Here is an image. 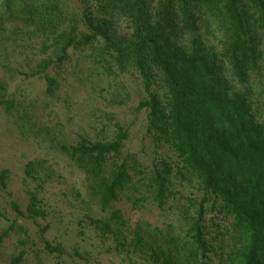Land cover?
Returning a JSON list of instances; mask_svg holds the SVG:
<instances>
[{"label":"trees","instance_id":"trees-1","mask_svg":"<svg viewBox=\"0 0 264 264\" xmlns=\"http://www.w3.org/2000/svg\"><path fill=\"white\" fill-rule=\"evenodd\" d=\"M82 2L88 32L80 35L63 29L66 15L59 2L4 0L3 8L32 27V34L55 35L59 62L72 47L102 41L103 60L110 58L120 72L134 70L143 79L147 98L137 110L148 111L149 133L178 159L175 166L155 164L147 189L159 209L173 196L174 178L195 184L202 199L189 200L183 236L144 224V231H134L135 250L152 264H196L212 250L205 217L216 213L230 221L225 264H264V0ZM118 19L128 24L126 36L113 31ZM202 35L220 48L207 49ZM157 77L162 96L152 91ZM115 129L109 142L82 140L62 147L86 174L103 210L132 185L130 171L141 174L134 161L108 166L128 138L123 127ZM118 219L114 213L109 220L90 222L123 247L114 228ZM46 249L60 253L48 244Z\"/></svg>","mask_w":264,"mask_h":264},{"label":"rangeland","instance_id":"rangeland-1","mask_svg":"<svg viewBox=\"0 0 264 264\" xmlns=\"http://www.w3.org/2000/svg\"><path fill=\"white\" fill-rule=\"evenodd\" d=\"M46 1L62 5L63 29L88 32L82 0ZM3 5L0 0V264H152L133 247L135 229L144 231L147 224L183 236L189 200L199 202L202 195L195 184L174 178L173 196L163 209L151 197L146 184L154 165L175 166L178 159L149 133L148 111L137 110L147 98L143 79L134 70L120 72L110 58L103 60L102 41L72 47L59 62L56 36L32 34L33 28ZM113 31L126 36L127 22L118 19ZM202 42L207 49L220 48L209 36L202 35ZM152 91L163 95L160 78ZM116 125L127 130L128 138L108 166L134 161L141 174L130 171L132 185L103 210L86 174L62 147L82 140L109 142ZM114 213L120 217L114 228L124 238L123 247L90 222L109 220ZM205 224L212 250L196 264H225L230 221L212 213ZM46 244L60 253H50Z\"/></svg>","mask_w":264,"mask_h":264}]
</instances>
